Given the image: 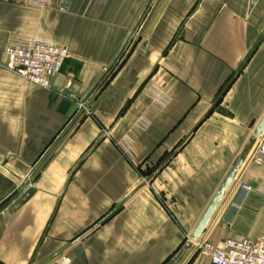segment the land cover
Here are the masks:
<instances>
[{"label":"crops","instance_id":"crops-1","mask_svg":"<svg viewBox=\"0 0 264 264\" xmlns=\"http://www.w3.org/2000/svg\"><path fill=\"white\" fill-rule=\"evenodd\" d=\"M35 36L69 53L49 90L5 67L7 43ZM263 114L264 0H0V209L52 151L0 212V264H168ZM250 155L178 264L264 236Z\"/></svg>","mask_w":264,"mask_h":264},{"label":"built area","instance_id":"built-area-1","mask_svg":"<svg viewBox=\"0 0 264 264\" xmlns=\"http://www.w3.org/2000/svg\"><path fill=\"white\" fill-rule=\"evenodd\" d=\"M33 6H43L45 0H20ZM5 67L33 86L49 90L69 57L67 48L38 36L28 40H10L4 50ZM81 108V106H79ZM85 109H81V113ZM254 165L264 164V132L257 139L249 157ZM242 189L250 192L248 186ZM210 264H264V236L258 239H224L217 247L205 242L200 246Z\"/></svg>","mask_w":264,"mask_h":264},{"label":"water","instance_id":"water-1","mask_svg":"<svg viewBox=\"0 0 264 264\" xmlns=\"http://www.w3.org/2000/svg\"><path fill=\"white\" fill-rule=\"evenodd\" d=\"M243 66H244V64H243ZM243 66H241L239 68V70L235 73L233 78L228 82V84L225 86V88L221 91L218 98L215 100L212 107L210 108L209 112H207L205 114V116L190 131V133L185 137V139L171 152V154L169 156H167V158L148 176V178L146 180H144V182L140 185V187L146 185L155 176V174L158 171H160V169L172 158V156H174V154L178 151V149L181 147V145L184 143V141L195 131V129L198 127V125L207 117V115L212 111V109L216 106V104L221 100V98L224 95V93L226 92V90L230 87L232 82L239 75ZM83 114L84 113L82 112L80 114V116ZM79 117L76 118V120L73 122V124L67 129V131L63 134L62 138L69 132L71 127L78 121ZM263 132H264V114L259 119L258 123L256 124V126L252 132V135L247 140V143H246L243 151L241 152V155L232 164L231 169L229 170L226 177L224 178V180L220 184L218 190L212 196V198H211L210 202L208 203L206 209L204 210V212L201 215L200 219L198 220L196 226L194 227L190 240L184 243L182 248L180 250H178V252H176V254L173 256V258L168 262V264H178V262L180 260H182L183 256L188 251L193 249L194 244L200 239V237L203 234V232L205 231L208 223L210 222V219L213 216L216 208L218 207V205L222 201L225 192L231 186L232 181H233L235 175L237 174V172L239 171V169L241 168L242 164L244 163V160L247 157L248 152L253 148L257 139L260 138V136L262 135ZM51 153H52V151L47 154V156L43 159V161L38 166V168L36 170H34V172L31 174V176L27 179V181L23 185L22 189L14 196V198L8 204H6L5 206H3L0 209V212H3L5 210L12 211L14 208H16L19 204L24 202L30 196V194L32 193V189L30 188L33 184L32 180H33L34 176L36 175L37 171L39 170L40 166L49 158ZM125 200H123V202L120 205H122L125 202ZM119 206L114 208L109 214H107L104 218H102L99 222H97L93 226V228L96 227L97 225H99L100 223H102L111 213H113L115 210H117L119 208ZM93 228H91V229H93ZM77 239H79V238H77Z\"/></svg>","mask_w":264,"mask_h":264},{"label":"rangeland","instance_id":"rangeland-1","mask_svg":"<svg viewBox=\"0 0 264 264\" xmlns=\"http://www.w3.org/2000/svg\"><path fill=\"white\" fill-rule=\"evenodd\" d=\"M82 107L80 108V110L83 108V104H80ZM252 150V149H251ZM191 238V237H190ZM199 242V240L194 244V246H196L197 245V243ZM201 245V244H200ZM198 250H200L201 251V249H200V247H198ZM202 252V251H201Z\"/></svg>","mask_w":264,"mask_h":264}]
</instances>
